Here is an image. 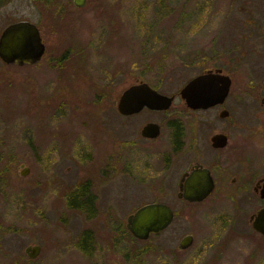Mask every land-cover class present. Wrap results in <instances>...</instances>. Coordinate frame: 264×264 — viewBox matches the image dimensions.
I'll list each match as a JSON object with an SVG mask.
<instances>
[{
    "label": "rangeland",
    "instance_id": "rangeland-1",
    "mask_svg": "<svg viewBox=\"0 0 264 264\" xmlns=\"http://www.w3.org/2000/svg\"><path fill=\"white\" fill-rule=\"evenodd\" d=\"M93 1L75 29L52 28L56 33L51 58L20 70L3 68L0 264L22 250L32 228L52 233L60 227L58 211L66 210L71 233L84 226L106 230L103 216H115L116 226L130 211L152 201H164L177 213L161 233L145 241L132 237L131 264H264V243L257 241L258 234L248 223L255 197L240 196L248 201L243 203L244 212L214 198L192 204L177 201L182 168L174 164L165 170L156 141L139 138L147 116L162 121L163 133L175 129L169 120L174 110L169 115L147 111L125 116L116 107L121 92L136 79L151 82L163 93L174 92L204 67L213 41L226 45L235 90L242 78H259L251 66L237 69L235 60L241 50L264 51L260 32L264 0ZM65 41L73 47L68 58L62 49ZM207 113H187L178 119L185 137L191 131H210L203 123ZM210 120L212 129L223 127L213 110ZM237 131L228 128L231 135ZM25 166L28 171L22 175ZM51 180L57 191L60 183L67 190L76 183L92 185L89 190L97 195L99 217L87 223L72 208L60 206L55 196L52 201ZM18 229L23 231L17 233ZM55 232L51 243L63 237V231ZM187 232L194 235V244L178 252V240ZM63 254L71 261L81 258L75 249Z\"/></svg>",
    "mask_w": 264,
    "mask_h": 264
},
{
    "label": "flooded vegetation",
    "instance_id": "flooded-vegetation-1",
    "mask_svg": "<svg viewBox=\"0 0 264 264\" xmlns=\"http://www.w3.org/2000/svg\"><path fill=\"white\" fill-rule=\"evenodd\" d=\"M93 4V0H0V42L5 30L9 26L18 22H28L37 28L44 49L38 61L23 65L6 62L0 55V78L3 75L4 66H12L20 70L34 66L46 57L47 59L51 58L50 43L52 36H54L53 34L56 33L52 28L72 27L75 29L83 20V10L91 9L94 6ZM260 25V32L264 38V19H262ZM250 35L248 34L247 37H250ZM65 42L67 45L65 43L62 49L65 58H68L73 51V47L69 45L70 41ZM213 43L214 45L210 46L209 50L208 64L206 63L203 68L180 84L174 92L167 94L173 97L172 103L168 108L154 109L144 106L138 112L125 116L137 115L147 111L160 115L168 113L169 115L171 110H174L171 112L169 120L172 121L173 126L176 127L175 129L163 133L162 121H157L147 116L138 132L140 139L147 142L156 141L159 145L158 152L162 157L165 170L173 168L174 164L182 168L177 182L176 200L192 204L214 198L219 201L231 203V207L239 212H244L246 205L243 203H248V201H242L240 196H246L248 199L249 194H252L255 197L254 203L256 205L254 210L248 213V223L252 227L251 218H253L259 209L264 207V172H262L264 170V51L253 50L252 53H247L248 51L241 50L240 56L235 60L237 69L244 65L249 68L251 66L253 71L261 76L259 78L255 76L249 79L247 77L242 78V81L238 83L237 89L235 90L233 87V74L227 69L226 45L221 41H213ZM206 72L229 76L230 86L228 93L223 101L219 103L208 107H190L181 96L180 90L190 79ZM142 81L147 82L151 87L161 92L157 86L145 79H136L126 87ZM211 110L214 111V116L223 127L212 129L214 123L210 120ZM198 112H208V116L204 117L203 123L206 124L210 131L208 133L204 132V134L191 131L190 136L185 137L186 132L181 129L184 124L181 125L178 119L183 114ZM148 123L158 125L159 133L156 136L142 134L141 130L143 126ZM229 123H231L229 126L238 128L237 133L234 135L228 132L229 126L227 127V124ZM216 134L225 135L226 139L223 145H215L218 141H213L212 137ZM166 149L169 152L165 153ZM186 151L189 152L187 155L189 157H183ZM198 168L206 169L209 172L213 180V190L201 201H189L183 197H179V183L184 173H190L192 170ZM53 181L51 180L49 182V191L54 194L52 195V201L55 196L57 198L56 201L58 203L60 202V206H64L63 208H72L78 214L83 215L87 223H91L90 221L99 217L100 213L97 211V195L89 190L92 185L88 183H76L72 186V188L74 187L73 189L67 190L65 186H63L64 189L61 188L60 183L57 191L54 188L55 185H52L54 184ZM1 184L2 173L0 172ZM159 202L166 203L164 201ZM166 204L169 205L168 203ZM169 207L173 212V221L177 212L170 205ZM134 210L130 211L129 214ZM65 211H58L60 212L59 219L61 226L52 229V233H56L55 231L57 229L63 231V237L59 242L51 243V231H45V228L40 227L32 228L29 231L31 239L22 250L15 251V254L6 263L131 264L130 249L133 235L127 227V216L129 214L126 216L124 223L121 222L116 226L114 224L115 221H113L115 216L109 214L103 216L102 218L104 220L106 219V221L102 220L106 226V230L104 228L101 230L93 226H84L77 232L71 233L66 225L68 215H65ZM44 220L47 222L46 219ZM168 226L156 234L161 233ZM252 229L258 234L257 241L264 243V234L256 231L253 227ZM16 231L20 233L23 230L18 229ZM3 233L4 230L0 227V235ZM185 235H191V243L187 247L180 248V241ZM133 238L139 241L148 239L141 240L136 237ZM193 244L194 235L191 232H187L178 240L177 250L178 252H184ZM67 249L77 250L81 258L75 260L76 262L74 260H72L73 262L70 259L68 260L67 255L63 254V251L66 252ZM3 254L4 252H0V257L4 256Z\"/></svg>",
    "mask_w": 264,
    "mask_h": 264
},
{
    "label": "water",
    "instance_id": "water-1",
    "mask_svg": "<svg viewBox=\"0 0 264 264\" xmlns=\"http://www.w3.org/2000/svg\"><path fill=\"white\" fill-rule=\"evenodd\" d=\"M264 31V25H263ZM37 28L28 22H18L9 26L0 42V55L4 61L16 64H30L38 61L43 53ZM230 78L215 73H202L190 79L180 90L181 96L190 107H208L223 101L228 93ZM173 97L163 94L147 82L142 81L126 87L118 97L117 110L127 115L138 112L144 106L154 109H166ZM142 134L156 136L159 127L148 123L142 128ZM215 145L225 143V135L216 134ZM23 166V164H21ZM28 167L20 174L25 175ZM213 190V180L206 169L198 168L184 173L179 183L178 196L189 201H201ZM173 212L169 205L159 201L148 202L137 207L127 216V227L138 239H147L150 235L160 232L172 221ZM252 227L264 234V207L251 218ZM191 243V235H185L179 247H187Z\"/></svg>",
    "mask_w": 264,
    "mask_h": 264
}]
</instances>
